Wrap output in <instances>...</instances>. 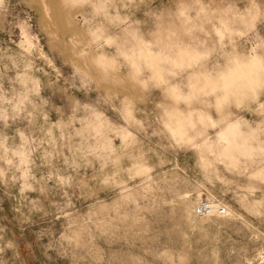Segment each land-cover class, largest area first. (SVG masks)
Segmentation results:
<instances>
[{
	"label": "rangeland",
	"instance_id": "obj_1",
	"mask_svg": "<svg viewBox=\"0 0 264 264\" xmlns=\"http://www.w3.org/2000/svg\"><path fill=\"white\" fill-rule=\"evenodd\" d=\"M188 7L189 0H138L131 7L118 5L116 0H90L88 4L66 0L65 22L73 39L70 51H60L62 59L57 60L50 53L60 48V41L37 35L40 17L35 0H3L0 154L29 143L33 129H51L54 124L68 128L90 90L92 73L118 82L122 67L118 58H122L125 69L121 75L127 72L126 79L139 86V93L122 101L128 116L137 104L148 99L151 107V101L161 99L168 133L177 144L187 143L202 152L227 142L254 156L252 149L264 140L259 108L232 120L225 115L221 96L215 95V110H207L210 93L217 92V81H224L222 75L239 62L218 75L189 69L207 66L212 50L206 42L202 48L200 44L209 30L223 47L229 37L239 42L233 35L238 20H254L256 31L249 33V45L264 42V0H200L197 7L206 15L190 25L183 23ZM165 10L176 13L178 32L192 31L165 40L157 20ZM152 27L151 38H145L144 32ZM9 41L15 43L6 47ZM246 63L250 65L246 72L224 82L243 87L253 73L259 74L258 60ZM165 65L181 70L180 82H171ZM65 107L71 108L67 119ZM193 132L203 143L196 142ZM112 133L115 139L105 138L109 152L125 148L133 139L122 127L113 128ZM3 167L0 165V227L4 231L0 235L18 244L22 255V260L13 261L12 251H6L3 258L8 264H264V184L260 183L264 172L256 171L240 185L233 196L234 208L223 207L219 212L221 205L213 202L212 215L197 216L195 204L206 195L192 193L190 200H182L184 187L179 183L174 187L151 180L141 183L139 178L150 170L138 166L134 182L106 179L98 190L89 189L82 196L87 201L84 207L71 201L60 206L75 209V218L61 216L48 226L39 214L27 215V209L21 215L24 198L34 194L23 183L13 182L9 189L3 182ZM28 244L30 252L25 251Z\"/></svg>",
	"mask_w": 264,
	"mask_h": 264
},
{
	"label": "clouds",
	"instance_id": "obj_2",
	"mask_svg": "<svg viewBox=\"0 0 264 264\" xmlns=\"http://www.w3.org/2000/svg\"><path fill=\"white\" fill-rule=\"evenodd\" d=\"M137 2L138 0H116L118 5L122 4L124 7H131ZM65 3L66 0H35L36 12L40 17L37 35L43 33L60 41V48L50 53L57 60L62 59L60 51H70L73 39L66 27ZM83 3L88 4L90 0H83ZM0 4H3V0H0ZM199 4L200 0H189V7L186 9L188 15L183 18V23L190 25L191 21L206 15L197 7ZM177 19L176 13L170 10L161 12L157 17L165 40L188 35L192 31L189 28L185 32H178ZM207 23L211 24V21ZM238 24L233 35L239 38V42L229 37L223 47L220 41L213 39L215 34L212 30L204 33L200 46L202 48L206 42L210 45L212 55L206 67L194 65L189 71L206 70L218 75L232 63L258 60L261 69L259 74L253 73L250 83L245 82L243 87L218 80L217 92L210 93L207 110H215V95H219L225 115H230L232 120L249 114L256 108L260 109V117L264 118V42L249 45V33L254 34L256 31L254 20H238ZM153 30L152 27L144 32L145 38L150 39ZM200 30L203 31L202 28ZM14 43L15 41H9L6 47H11ZM118 62L122 65L118 82L92 73L90 90L85 92V98L80 102L81 110L68 128L54 124L51 129L47 126L33 129L28 135L29 143H21L15 151L8 149L0 154V165L4 166L3 182L9 189L13 182L23 183L34 194L24 198L21 215L27 209V215L39 214L41 221H46L48 226H52L61 216L75 218V209L60 206L71 201L84 207L87 201L82 196L87 195L89 189L98 190L106 179L109 182L114 178L134 182L138 166L150 170L146 177L139 178L141 183L145 180L153 183L159 181L169 187L179 183L184 187L182 200H190L192 193L197 196L203 194L221 207L234 208L233 196L240 190V185L256 171L264 172V140L260 141L257 148L252 149L254 156L240 152L227 142L211 151L202 152L187 143L177 144L169 135L167 117L160 110L163 100L151 101L152 106L149 107L147 99L144 104H137L131 116L125 112L122 101L134 92L139 93V86L126 79L127 72L121 75L125 69L123 59L118 58ZM165 71L171 82H180L182 73L178 67L165 65ZM70 115L71 108L65 107L64 119ZM121 127L133 139L128 146L117 152L107 151L104 146L105 138L115 139L112 129ZM261 134L264 135V128L261 129ZM193 136L197 143H203V138L196 137L194 132ZM121 161L126 163L116 167ZM260 183L264 184V180ZM3 231L4 228L0 227V233ZM31 247V244L26 245L25 251L30 252ZM8 250L12 251L13 261L22 260L19 245L13 241H5L0 235V264H8L3 258Z\"/></svg>",
	"mask_w": 264,
	"mask_h": 264
},
{
	"label": "built area",
	"instance_id": "obj_3",
	"mask_svg": "<svg viewBox=\"0 0 264 264\" xmlns=\"http://www.w3.org/2000/svg\"><path fill=\"white\" fill-rule=\"evenodd\" d=\"M211 200L208 197H200L194 207V214L197 216H209L213 213ZM219 212H223V207L217 208Z\"/></svg>",
	"mask_w": 264,
	"mask_h": 264
},
{
	"label": "bare ground",
	"instance_id": "obj_4",
	"mask_svg": "<svg viewBox=\"0 0 264 264\" xmlns=\"http://www.w3.org/2000/svg\"><path fill=\"white\" fill-rule=\"evenodd\" d=\"M237 64H236L237 66L234 69H232L230 73L222 75V78L224 79V81L225 80L226 81L233 80L237 75L246 72L250 66V65H248V63L243 62V61H239V63H237ZM211 202H212L211 204H213L212 200H211Z\"/></svg>",
	"mask_w": 264,
	"mask_h": 264
}]
</instances>
